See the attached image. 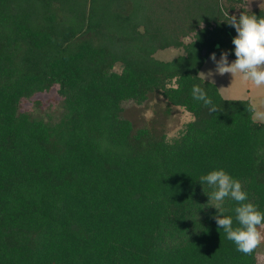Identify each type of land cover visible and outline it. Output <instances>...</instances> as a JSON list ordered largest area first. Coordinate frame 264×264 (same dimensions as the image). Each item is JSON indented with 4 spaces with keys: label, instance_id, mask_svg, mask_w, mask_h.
Instances as JSON below:
<instances>
[{
    "label": "trees",
    "instance_id": "16d2710c",
    "mask_svg": "<svg viewBox=\"0 0 264 264\" xmlns=\"http://www.w3.org/2000/svg\"><path fill=\"white\" fill-rule=\"evenodd\" d=\"M161 1L0 0V264H257L200 182L223 169L264 212V123L199 77L211 53L235 60L243 0ZM153 99L192 120L168 137L127 115Z\"/></svg>",
    "mask_w": 264,
    "mask_h": 264
},
{
    "label": "clouds",
    "instance_id": "9594fccd",
    "mask_svg": "<svg viewBox=\"0 0 264 264\" xmlns=\"http://www.w3.org/2000/svg\"><path fill=\"white\" fill-rule=\"evenodd\" d=\"M227 22L234 27L236 36L232 38L235 60L228 61V52L222 51L219 59L211 53L209 59L215 64V73L231 76L239 75L245 82H251L256 88L264 86V17L241 12L239 16H229L225 13ZM204 79L213 75L212 71L199 73ZM193 99L203 102L209 111L215 112L216 106L212 103L204 89L199 85L192 87ZM257 118L264 119V113L255 111ZM201 183H206L212 188L208 195L212 206L217 210L213 217L218 228L222 229L226 238L233 242L236 250L245 255L253 251L264 241V212L249 202L248 194L243 189L241 182L234 179L223 169H214L200 177ZM227 199L235 202L231 210L233 215H226L229 211L224 204Z\"/></svg>",
    "mask_w": 264,
    "mask_h": 264
},
{
    "label": "rangeland",
    "instance_id": "374dc122",
    "mask_svg": "<svg viewBox=\"0 0 264 264\" xmlns=\"http://www.w3.org/2000/svg\"><path fill=\"white\" fill-rule=\"evenodd\" d=\"M164 1L165 0H162L160 4ZM225 1L226 0H221L222 4H224ZM242 11L247 13L264 11V0H243L242 4L236 6L234 13L240 14ZM182 40L184 43H189L191 38L187 37ZM181 54H183L181 48H169L156 52L154 58L160 61H170ZM219 57L220 56H217L216 58L219 59ZM228 61L232 62L233 60L228 58ZM209 71H212L213 75L206 78L205 81L215 84L220 95L224 99H249L254 109V121L264 123V119L257 118L255 115V111L264 113V86L256 88L250 81H243L239 75L232 77L231 74L228 73L223 75L215 73V64L208 57L199 73H207ZM199 77L203 79L200 75ZM38 98L40 99L41 109H55L58 106L59 96L56 95L55 92L41 95ZM127 107V115L129 117L138 121L139 124H148L150 127L161 128L168 137L175 136L183 124L192 120L191 115L181 108L172 107L168 113L165 112L166 106L162 99H153L148 104L141 106L129 104ZM23 110H33L32 104L29 102L24 103ZM260 231L264 234V228H261ZM257 264H264V241L257 247Z\"/></svg>",
    "mask_w": 264,
    "mask_h": 264
},
{
    "label": "crops",
    "instance_id": "0c3cea01",
    "mask_svg": "<svg viewBox=\"0 0 264 264\" xmlns=\"http://www.w3.org/2000/svg\"><path fill=\"white\" fill-rule=\"evenodd\" d=\"M217 57V56H216ZM249 100V99H248ZM250 102V101H249ZM251 103V102H250Z\"/></svg>",
    "mask_w": 264,
    "mask_h": 264
}]
</instances>
